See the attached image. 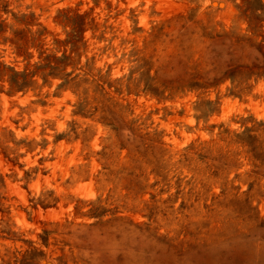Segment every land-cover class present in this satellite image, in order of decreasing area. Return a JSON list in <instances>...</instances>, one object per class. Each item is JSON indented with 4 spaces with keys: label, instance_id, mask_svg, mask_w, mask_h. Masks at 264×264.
Listing matches in <instances>:
<instances>
[{
    "label": "clouds",
    "instance_id": "9594fccd",
    "mask_svg": "<svg viewBox=\"0 0 264 264\" xmlns=\"http://www.w3.org/2000/svg\"><path fill=\"white\" fill-rule=\"evenodd\" d=\"M0 264H264V0H0Z\"/></svg>",
    "mask_w": 264,
    "mask_h": 264
}]
</instances>
